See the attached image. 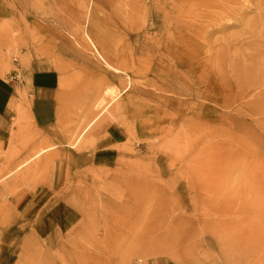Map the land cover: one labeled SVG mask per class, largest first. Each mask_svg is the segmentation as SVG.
Returning <instances> with one entry per match:
<instances>
[{"label": "rangeland", "instance_id": "rangeland-1", "mask_svg": "<svg viewBox=\"0 0 264 264\" xmlns=\"http://www.w3.org/2000/svg\"><path fill=\"white\" fill-rule=\"evenodd\" d=\"M33 65L71 136L12 98L0 264H264V0H0V81Z\"/></svg>", "mask_w": 264, "mask_h": 264}, {"label": "crops", "instance_id": "crops-1", "mask_svg": "<svg viewBox=\"0 0 264 264\" xmlns=\"http://www.w3.org/2000/svg\"><path fill=\"white\" fill-rule=\"evenodd\" d=\"M26 78L27 82L19 80L22 91L19 96L15 95V92L20 93L18 87H16V91L14 89L18 82L11 84L8 79L3 78L0 81V132H8L9 120L13 117L10 115L14 112L13 109L9 108L14 103L12 98H17L20 101L26 98L29 101V115L32 123L45 136V141L41 142L47 143L50 138H56L58 144L66 146V139L70 138L71 133L66 130L60 133L57 130L58 120L63 100L75 99L76 94L73 89H60L59 74L51 68L33 65L32 71L26 75ZM87 128L88 126L85 129ZM53 129L55 130L52 131ZM121 138H124V135L118 125L106 124L101 138L95 144L94 162L104 166L110 165L118 156L114 148L115 145L119 144ZM43 150L47 149L44 148ZM79 157L81 161L86 162L84 153H81ZM20 165L16 168H19Z\"/></svg>", "mask_w": 264, "mask_h": 264}, {"label": "bare ground", "instance_id": "bare-ground-1", "mask_svg": "<svg viewBox=\"0 0 264 264\" xmlns=\"http://www.w3.org/2000/svg\"><path fill=\"white\" fill-rule=\"evenodd\" d=\"M109 91H110V90H109ZM109 91H108V92H109ZM106 93H107V92H106ZM40 152H41V151H40ZM40 152H39V153H40ZM37 155H38V154H37ZM109 204H111V203H109ZM110 207H111V205H110ZM112 217H113V216H112Z\"/></svg>", "mask_w": 264, "mask_h": 264}]
</instances>
